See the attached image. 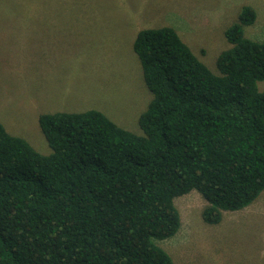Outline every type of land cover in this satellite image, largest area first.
<instances>
[{"label":"trees","instance_id":"16d2710c","mask_svg":"<svg viewBox=\"0 0 264 264\" xmlns=\"http://www.w3.org/2000/svg\"><path fill=\"white\" fill-rule=\"evenodd\" d=\"M244 5L213 72L170 26L134 41L153 94L142 133L98 109L42 113V153L0 121V264H174L158 243L193 189L222 220L264 190V41ZM260 83V86H259Z\"/></svg>","mask_w":264,"mask_h":264},{"label":"rangeland","instance_id":"374dc122","mask_svg":"<svg viewBox=\"0 0 264 264\" xmlns=\"http://www.w3.org/2000/svg\"><path fill=\"white\" fill-rule=\"evenodd\" d=\"M244 5L256 11L244 34L264 41V0H0V121L42 153L51 152L42 113L93 108L142 133L153 94L133 50L137 33L170 25L219 73L226 30ZM206 204L196 189L175 198L181 226L158 241L174 264H264V190L216 224L203 219Z\"/></svg>","mask_w":264,"mask_h":264}]
</instances>
